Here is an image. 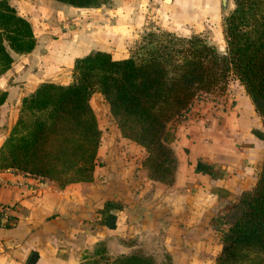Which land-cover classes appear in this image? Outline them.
Instances as JSON below:
<instances>
[{
    "label": "crops",
    "instance_id": "1",
    "mask_svg": "<svg viewBox=\"0 0 264 264\" xmlns=\"http://www.w3.org/2000/svg\"><path fill=\"white\" fill-rule=\"evenodd\" d=\"M25 1L9 0L19 9ZM114 1L119 2L123 17L132 14L126 11L133 3V18L150 5L166 3ZM166 1L167 5L181 2ZM86 8L98 12L84 21L91 28L104 18V9ZM25 10L18 12L32 23L44 15L38 7L36 12ZM32 27L34 48L12 52V65L0 75V90L6 91L0 103V145L22 97L44 80L58 81L45 73V57L51 65L65 63L70 67L65 71L71 72L75 57L91 49H110L112 43L123 45L136 32L135 23L128 21L123 26L111 21L105 28L96 25L93 32L75 30L76 36L61 26L62 33L52 38L58 39L55 48L45 52L44 36H39L43 33ZM232 82L239 87L233 93L234 104L194 103L167 122L164 141L176 159L169 183L149 176L143 164L145 148L124 137L117 124L104 145L100 140L92 180L59 187L49 178L0 169V264H78L100 245L110 257L131 252L160 257L166 252L174 264L176 259L179 264H213L226 228L224 214L254 186L264 165L262 118L243 84L235 77Z\"/></svg>",
    "mask_w": 264,
    "mask_h": 264
},
{
    "label": "trees",
    "instance_id": "2",
    "mask_svg": "<svg viewBox=\"0 0 264 264\" xmlns=\"http://www.w3.org/2000/svg\"><path fill=\"white\" fill-rule=\"evenodd\" d=\"M59 1L98 7L109 0ZM231 2L222 21L224 52L199 34L151 30L127 56L91 50L75 57L70 81L40 82L21 99L0 145V169L49 178L59 187L92 180L101 139L90 102L94 90L107 100L121 134L145 148L149 176L166 183L176 165L164 141L167 122L187 111L201 91L222 89L237 78L264 125V0ZM35 44L30 20L9 0H0V75L12 65V52H29ZM5 98L0 90V103ZM229 215L214 264H264V165L254 186L242 192L224 218ZM78 264L169 263L142 252L110 257L100 245Z\"/></svg>",
    "mask_w": 264,
    "mask_h": 264
},
{
    "label": "rangeland",
    "instance_id": "3",
    "mask_svg": "<svg viewBox=\"0 0 264 264\" xmlns=\"http://www.w3.org/2000/svg\"><path fill=\"white\" fill-rule=\"evenodd\" d=\"M164 2L168 3L169 1L164 0ZM118 3L114 0H109L106 3L100 4L98 7L103 6L104 18L99 19L95 24H91L92 29L88 28L84 21L88 19L87 21L89 22L97 16L98 12H94L95 9L77 7L63 1L28 0L25 1L22 9L16 8V10L25 12V9H27L28 12H36V7H38V9L44 12L43 17L35 18L33 23H31L34 25L36 33H43L39 36L41 39L44 36L43 39L46 46L43 51L45 52H51L55 48L53 45L58 39L52 40V38H57L62 33V30H60L61 26H65L69 35L76 36L75 30L87 28L93 32V27H96V25L105 28L104 26L110 23V21L112 25L123 26L127 21L130 23L133 22L136 25V32L134 31L132 37H126L125 45L112 43V48H104L107 51L111 50L110 52L114 57L131 54L133 49L146 39L148 32L159 29H167L183 35L199 34L208 42L214 44L220 52L225 51L226 43L222 33V21L223 16L233 6L231 0H228L226 10L223 8L222 0H181V2L178 1L175 5H167L166 3H161L157 7L150 5L147 10H143L135 18H133V13L135 12L133 3H131L129 9L126 11L132 14L126 15L125 17L119 14L120 7ZM104 36L103 38H105ZM45 59L47 68L45 67L46 69L44 71L45 73L53 74V78L58 80L56 82L66 83L72 79V71H69L70 67H67L68 65L65 63H62L61 66L51 65L49 57H45ZM49 66L52 68L48 69ZM66 68L69 69L65 71ZM232 83V78H230L222 89L215 87L210 91H201L193 97L190 106L194 103L208 104L211 106L221 105L226 102L234 104L236 100L234 99L233 93L239 87L238 84H235L234 87ZM90 102L94 108L101 129V144L104 145L106 137L110 133L112 135V131H116V122L109 110V104L101 92L94 90L90 96ZM230 219L231 215L227 216L226 219L223 218L226 221L224 227H228L227 220ZM153 258L157 262L174 264V258L166 252H161L160 257ZM179 263L178 259H176L175 264Z\"/></svg>",
    "mask_w": 264,
    "mask_h": 264
},
{
    "label": "water",
    "instance_id": "4",
    "mask_svg": "<svg viewBox=\"0 0 264 264\" xmlns=\"http://www.w3.org/2000/svg\"><path fill=\"white\" fill-rule=\"evenodd\" d=\"M222 5H223V8H227V5H228V0H222Z\"/></svg>",
    "mask_w": 264,
    "mask_h": 264
},
{
    "label": "built area",
    "instance_id": "5",
    "mask_svg": "<svg viewBox=\"0 0 264 264\" xmlns=\"http://www.w3.org/2000/svg\"><path fill=\"white\" fill-rule=\"evenodd\" d=\"M6 208H7V207L4 206L3 209H1V211H2V212L4 211V213H5ZM2 215H3V213H2Z\"/></svg>",
    "mask_w": 264,
    "mask_h": 264
}]
</instances>
